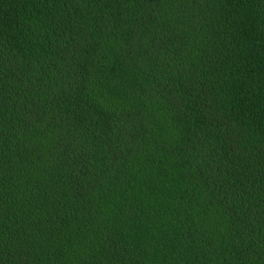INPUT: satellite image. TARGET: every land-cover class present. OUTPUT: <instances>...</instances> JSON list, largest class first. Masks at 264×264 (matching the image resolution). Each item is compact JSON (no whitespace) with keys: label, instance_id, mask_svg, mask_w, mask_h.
Returning a JSON list of instances; mask_svg holds the SVG:
<instances>
[{"label":"trees","instance_id":"obj_1","mask_svg":"<svg viewBox=\"0 0 264 264\" xmlns=\"http://www.w3.org/2000/svg\"><path fill=\"white\" fill-rule=\"evenodd\" d=\"M0 264H264V0H0Z\"/></svg>","mask_w":264,"mask_h":264}]
</instances>
